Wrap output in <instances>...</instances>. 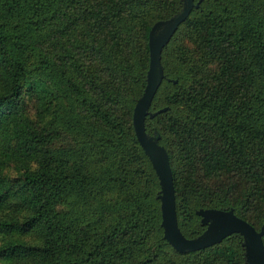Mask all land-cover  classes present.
<instances>
[{
    "label": "trees",
    "instance_id": "obj_1",
    "mask_svg": "<svg viewBox=\"0 0 264 264\" xmlns=\"http://www.w3.org/2000/svg\"><path fill=\"white\" fill-rule=\"evenodd\" d=\"M196 2L201 0H195ZM183 0H0V264H245L243 237L164 238L160 181L133 127L149 35ZM146 120L179 227L233 209L264 225V0H202L162 53Z\"/></svg>",
    "mask_w": 264,
    "mask_h": 264
},
{
    "label": "water",
    "instance_id": "obj_2",
    "mask_svg": "<svg viewBox=\"0 0 264 264\" xmlns=\"http://www.w3.org/2000/svg\"><path fill=\"white\" fill-rule=\"evenodd\" d=\"M184 8L177 16L157 22L149 35L150 64L147 73V84L142 97L137 101L133 114V127L136 138L149 157L160 181L162 211V227L165 240L179 253L187 254L202 251L221 244L232 235L243 237L245 248V264H264V225L260 231L235 214L233 209H201L197 216L206 227L203 234L194 239H188L182 233L176 209V193L174 176L169 154L160 144L161 136H150L146 131V120L167 112L163 108L152 112L151 106L163 81L177 83V80L167 79L162 65V53L178 29L191 16L193 10L201 7V1L183 0Z\"/></svg>",
    "mask_w": 264,
    "mask_h": 264
}]
</instances>
